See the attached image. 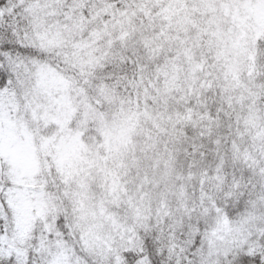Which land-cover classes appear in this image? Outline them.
Returning a JSON list of instances; mask_svg holds the SVG:
<instances>
[{"label": "snow or ice", "instance_id": "6c2138e0", "mask_svg": "<svg viewBox=\"0 0 264 264\" xmlns=\"http://www.w3.org/2000/svg\"><path fill=\"white\" fill-rule=\"evenodd\" d=\"M0 264H264V0H0Z\"/></svg>", "mask_w": 264, "mask_h": 264}]
</instances>
